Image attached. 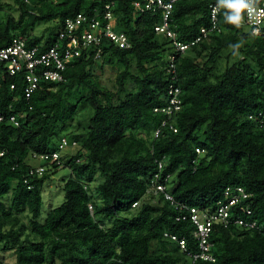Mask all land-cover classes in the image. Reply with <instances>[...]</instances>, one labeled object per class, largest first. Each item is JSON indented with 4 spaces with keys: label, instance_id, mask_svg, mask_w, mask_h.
<instances>
[{
    "label": "trees",
    "instance_id": "1",
    "mask_svg": "<svg viewBox=\"0 0 264 264\" xmlns=\"http://www.w3.org/2000/svg\"><path fill=\"white\" fill-rule=\"evenodd\" d=\"M218 2L221 32L185 54L155 32L159 16L138 13L132 0H14L18 18L0 16V48L22 36L44 51L67 20L83 14L103 24L110 5L116 31L130 43L120 49L103 39L101 60L85 52L68 66L65 81L42 84L29 99L20 74L0 80L6 117L0 122V252L12 250L16 264H192L188 254L200 249L192 222L177 221L186 214L181 206L216 210L230 189L239 201L228 227L215 225L209 237L215 261L195 264H264V36L232 22L244 8L221 0L176 3L171 29L178 41L192 43L209 27L210 5ZM4 6L0 0V11ZM49 22L54 25L35 34ZM106 66L117 71L114 90L94 76L95 67ZM171 86L181 89L182 104L168 119L162 110ZM87 104L93 112L85 133L70 134L69 122ZM165 120L176 132L164 128L156 136ZM64 138L70 145L60 149ZM69 147L75 151L63 161ZM53 153L56 162L39 159ZM39 166L46 172L30 176ZM62 167L71 170L65 202L41 222L44 185ZM154 184L166 186L174 204L155 194ZM239 217L255 227L237 226ZM166 232L185 239L187 250Z\"/></svg>",
    "mask_w": 264,
    "mask_h": 264
},
{
    "label": "built area",
    "instance_id": "2",
    "mask_svg": "<svg viewBox=\"0 0 264 264\" xmlns=\"http://www.w3.org/2000/svg\"><path fill=\"white\" fill-rule=\"evenodd\" d=\"M28 2L29 0H24ZM182 0H132V5L138 13H151L154 16H159V22L155 26V32L158 35L172 41V46L176 53L185 54L190 48L203 40L208 39L214 33H220L219 28V16L221 12L220 2L210 5V25L209 27L201 30L199 35L192 43L186 44L177 40L176 32L171 29L172 12L176 3ZM228 4L229 0H221ZM233 2V0H231ZM242 3L246 5L244 7L243 15L236 20L237 26L241 28H247L251 34L255 36H264V0H242ZM110 5L106 6L108 12L105 14L102 21L97 17L89 18L86 15L79 14L74 19L66 21L65 26L56 44L44 51H41L39 46L31 47L28 44V40L25 37H15L9 46L0 48V80L6 76L13 77L20 74L23 77L24 94L29 99L32 94L41 88L45 83H60L65 81V72L68 66L73 63L77 58H80L85 54L86 58L89 57V50H93L94 59L101 60L102 50L101 43L103 39H107L120 49H127L130 47L129 38L124 32H117L115 29V18L111 13ZM176 55L169 57L170 67L169 70L175 73ZM181 89L179 87L171 86L169 90L170 102L167 108H164L162 112L171 119L175 111L181 109L182 101L180 99ZM158 112V110H155ZM260 117L264 119V116L260 114ZM6 119L5 115L0 111V122ZM253 119V117H250ZM9 122L15 126H19V120L16 115L9 116ZM164 128L173 129L176 132L174 126L167 120L162 124V128L156 132V136H159L160 132ZM70 145L68 139H62L59 146L60 149H64ZM76 146V142L71 144ZM199 152V150H198ZM203 152V151H202ZM201 152V153H202ZM200 153V152H199ZM4 154L0 151V157ZM34 157H38L35 155ZM52 157L53 162L59 160V154L53 153L50 155H42L40 160H48ZM160 172L163 169V164H159ZM46 172V168L39 166L31 169L30 176L39 175L42 176ZM161 173L156 175V180L160 178ZM155 194L162 193L166 199L172 201L173 197L167 193V188L163 184H154L152 191ZM242 192V189H238ZM227 201L220 202L216 210L209 208H197L182 205V212H186L185 215H180L177 221L180 219H189L195 226L193 233L195 240L198 242L200 252L188 254V258L195 264L198 260H205L214 262L215 258L210 253V249L213 244L209 241V237L213 232L215 225H223L228 227L230 224V218L232 215V208L239 201L238 196H231V190H226ZM247 195H244V198ZM232 197V198H231ZM138 204H134L136 207ZM92 210V207H90ZM247 214H251L250 211ZM235 224L239 227L254 228L255 222H246L243 218H236ZM165 238L171 239L177 242L182 251H186L187 243L185 239H180L179 236L166 232Z\"/></svg>",
    "mask_w": 264,
    "mask_h": 264
},
{
    "label": "rangeland",
    "instance_id": "3",
    "mask_svg": "<svg viewBox=\"0 0 264 264\" xmlns=\"http://www.w3.org/2000/svg\"><path fill=\"white\" fill-rule=\"evenodd\" d=\"M5 3L4 9L0 11V16L6 18L8 15L14 17L19 16L20 12L18 7L15 5L14 0H2ZM53 23H44L37 26L35 34L45 33L46 28L53 26ZM247 31V28H244ZM221 68L223 69L226 65V60H221L219 62ZM94 76L98 77L103 86H106L110 90L115 88V79L117 71L114 68L106 66L101 69L95 67L93 69ZM133 83H128V88H132ZM93 110L90 105L81 106L73 121L69 122L68 132L70 134H83L85 133V126L89 120V116L92 114ZM75 148H67L62 152L63 161L67 160L68 155L73 154ZM71 176V170L68 167L61 168L57 171L52 178L46 182L43 190V208L42 216L40 221L44 222L47 215L51 210L60 207L65 202V192L63 190L64 181ZM27 221V219H25ZM0 264H16V257L12 250H1L0 252Z\"/></svg>",
    "mask_w": 264,
    "mask_h": 264
},
{
    "label": "clouds",
    "instance_id": "4",
    "mask_svg": "<svg viewBox=\"0 0 264 264\" xmlns=\"http://www.w3.org/2000/svg\"><path fill=\"white\" fill-rule=\"evenodd\" d=\"M229 8H232V9H234V10H239V9H241V8H244V7H246V5H244L243 3H242V0H237V2L236 3H232L231 2V0H229V3H228V5H227ZM239 19V16L237 15V17L232 21V22H235V20H238ZM233 47V46H232Z\"/></svg>",
    "mask_w": 264,
    "mask_h": 264
}]
</instances>
